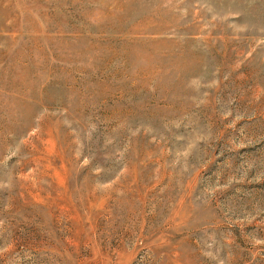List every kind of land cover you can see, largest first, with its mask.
<instances>
[{
  "label": "rangeland",
  "instance_id": "rangeland-1",
  "mask_svg": "<svg viewBox=\"0 0 264 264\" xmlns=\"http://www.w3.org/2000/svg\"><path fill=\"white\" fill-rule=\"evenodd\" d=\"M0 264H264V0H0Z\"/></svg>",
  "mask_w": 264,
  "mask_h": 264
}]
</instances>
